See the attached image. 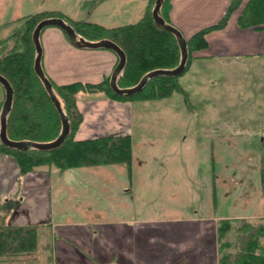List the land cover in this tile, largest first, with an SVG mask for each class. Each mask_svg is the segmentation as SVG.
<instances>
[{
  "label": "rangeland",
  "instance_id": "obj_1",
  "mask_svg": "<svg viewBox=\"0 0 264 264\" xmlns=\"http://www.w3.org/2000/svg\"><path fill=\"white\" fill-rule=\"evenodd\" d=\"M93 1L0 0V41L7 39L21 25L17 20L19 17L45 10L61 11L72 19L96 21L107 27L134 23L142 16L135 10L143 11L148 0H104L95 6ZM221 70L213 69L215 72ZM187 74L181 75L180 82L190 93V103L185 101L182 93L174 92L168 98L138 101L134 105L130 124L135 155L132 185L123 163L116 164L115 175L84 171L85 175L73 185L63 184L61 175L54 174L52 212L49 215L50 206H47L43 220L32 222L38 229L37 251L17 260L2 258L0 264H55L52 244L55 237H59L52 223L95 226L96 218L105 219L98 215L124 210V186L131 188L132 212L138 215L137 218L140 216L139 219L163 222L167 217L194 214L210 217L233 213L264 214V187L260 183L264 133L255 127L258 122L254 120L243 122L248 125L247 131L233 127L236 123L233 120L241 119L237 114L252 113L246 109L249 106L252 109V105L239 103L236 98L220 97L223 93L221 85H212V90L209 88L203 95L196 81L189 79ZM4 99L5 89L0 83V112ZM7 160L0 154V171ZM102 176L116 181V197L106 190L110 185L98 184L102 182ZM21 177L11 189L2 186L0 181V199L3 201L0 220L9 222L11 219L12 223L24 209L17 210L15 197L42 198L37 196L38 187L35 191H24L26 186ZM252 187L254 191L261 189L259 199L249 200L248 195L253 190L250 193L248 190ZM213 197H216L215 205ZM39 203L43 209L44 200ZM108 205L109 212L97 210H104ZM63 209L70 214L60 215ZM249 220L259 221L260 218Z\"/></svg>",
  "mask_w": 264,
  "mask_h": 264
},
{
  "label": "crops",
  "instance_id": "obj_2",
  "mask_svg": "<svg viewBox=\"0 0 264 264\" xmlns=\"http://www.w3.org/2000/svg\"><path fill=\"white\" fill-rule=\"evenodd\" d=\"M249 1L242 0L224 27L212 30L206 35L207 45L192 52V62L184 75L188 73V78L196 81L200 88L198 90L203 91V95L208 93L209 88H213L212 85H221L223 93L220 97L236 98L239 103L252 105V109L251 106L246 107L252 113L237 114L241 119L233 120L236 121L233 127L235 130L241 128L247 131L248 125H244L243 122L254 120L258 122L255 127L262 129L264 133V27L262 24V26L239 24V16ZM148 2L149 0L145 7ZM230 3L231 0H170L167 18L169 23L178 27L188 38L199 30L217 23ZM145 7L143 11L137 9L135 12L143 15ZM40 39L43 46L44 71L58 84L74 81L100 82L112 73L118 61L117 54L109 49L74 46L64 31L55 26L43 30ZM215 68L223 70L215 72L213 71ZM76 98L78 110L83 115L76 133L77 139L109 134L132 135L130 124L134 105L139 100H117L110 98L103 91L87 90L79 91ZM4 157L8 160L1 165L0 181L2 186H9L11 189L20 178V169L14 157L5 154ZM134 161L133 148L132 168ZM115 166L116 164L87 166L66 170L48 165L36 167L21 177L22 183L26 186L23 190L35 191L38 187L40 191L37 196L42 197L45 206L43 209L40 207L41 199L15 197L17 210L24 209L14 217L12 223L34 224L36 220H43L47 214V206H50V215L54 174L61 175L63 184L73 185L77 183L78 178L85 175L84 171L95 175H99L100 172H103V175L106 173L115 175L117 172L114 170ZM126 171L129 184L132 185L133 170L129 174L126 166ZM115 182L108 176H102V182L98 184L110 185L106 190L116 197ZM260 183L262 184V181ZM124 190L126 192L123 200L124 210L112 213L110 211L109 215H98L105 216V219L96 218L95 226L52 223L59 237L58 239L55 237L52 244L55 264H219L217 233L219 220L264 218V214L233 213L214 217L195 214L189 217L174 216L167 217L163 222L139 219L140 216L137 218L138 215L132 212L133 197L129 193L131 188L124 186ZM248 193L249 200L253 197L259 199L261 189L257 188L254 191L252 187ZM60 199L64 200L62 196ZM213 199L215 205L216 197ZM2 202L0 199V204ZM97 210L108 211L110 205L104 210L99 208ZM62 212L65 213L61 214ZM69 214L70 212L64 209L60 212V215Z\"/></svg>",
  "mask_w": 264,
  "mask_h": 264
},
{
  "label": "trees",
  "instance_id": "obj_3",
  "mask_svg": "<svg viewBox=\"0 0 264 264\" xmlns=\"http://www.w3.org/2000/svg\"><path fill=\"white\" fill-rule=\"evenodd\" d=\"M102 1L104 0H94L93 6ZM154 2L155 0H149L138 21L114 27L82 19L75 20L55 10H45L19 17L17 20L21 25L7 39L0 41V73L10 81L14 89L12 109L7 115L8 136L14 140L46 142L57 138L62 129L59 112L42 80L34 71L36 49L32 33L40 20L48 17H61L73 26L79 37L90 41L106 38L117 43L125 51L127 57L126 65L118 75L117 83L119 87L127 88L138 84L149 71L159 68H175L181 60V49L176 36L160 28L154 22L152 16ZM241 2L242 0H231L225 14L217 23L187 38L189 57L183 73L175 76L153 77L136 94H116L110 86L111 74L100 82L74 81L64 84L56 83L46 74L52 82L64 111L69 116L68 137L60 146L50 150L36 148L18 150L5 146L0 140V154L14 157L20 169V176L44 165L66 170L120 163L126 164L130 174L133 163L131 134L76 138V133L83 120V115L77 107V93L81 90L103 91L110 98L117 100L155 101L168 98L174 92H180L185 101L190 103L188 90L181 84L180 77L190 67L193 59L192 52L207 45L206 35L212 30L224 27L231 13L240 6ZM169 8L170 0H164L161 13L167 22H169L167 18ZM239 24L241 26L262 24L264 27V0H250L239 16ZM11 42L12 45H10ZM262 144L264 148V136ZM261 161V181L264 187V154ZM217 233L219 264H264L263 218L259 221L246 218H221L218 222ZM37 249L36 224H14L5 219L0 220V259L10 257L17 260L33 254Z\"/></svg>",
  "mask_w": 264,
  "mask_h": 264
},
{
  "label": "water",
  "instance_id": "obj_4",
  "mask_svg": "<svg viewBox=\"0 0 264 264\" xmlns=\"http://www.w3.org/2000/svg\"><path fill=\"white\" fill-rule=\"evenodd\" d=\"M164 0H155L153 8H152V16L154 22L162 29L167 30L173 33L177 41L179 43L181 49V60L178 66L172 69H154L146 73L138 84L135 86L121 88L117 83L118 75L121 73L123 68L126 65L127 57L125 51L115 42L110 39H100L97 41H90L85 39L84 37H79L76 33L73 26L68 23L64 18L61 17H48L40 20L35 26L32 39L36 49V56L34 59V71L42 80L46 91L48 92L50 98L52 99L54 105L56 106L61 121H62V129L60 134L51 141L46 142H37L33 140H14L8 136L7 133V115L12 109V102L14 96V89L10 83V81L0 73V83L3 85L5 89V99L2 104L1 112H0V140L1 142L10 148H15L18 150H28L30 148H36L39 150H50L57 148L60 146L68 137L70 132V120L69 116L64 111L62 104L57 97L52 82L46 75L43 65H42V57H43V46L41 43V32L47 26H57L61 28L65 34L67 35L69 41L78 48H91V49H110L113 50L118 56V62L114 67L111 78H110V86L112 90L118 95H133L140 92L148 83L149 79L159 76V75H169L175 76L183 73L186 68L187 60L189 57V50L187 46V38L183 34V32L176 27L175 25L167 22L161 13V6Z\"/></svg>",
  "mask_w": 264,
  "mask_h": 264
}]
</instances>
